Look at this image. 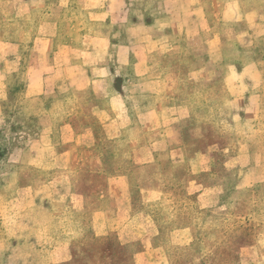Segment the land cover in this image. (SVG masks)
Instances as JSON below:
<instances>
[{"label":"crops","instance_id":"obj_1","mask_svg":"<svg viewBox=\"0 0 264 264\" xmlns=\"http://www.w3.org/2000/svg\"><path fill=\"white\" fill-rule=\"evenodd\" d=\"M0 4L14 33L0 37V134L28 130L26 146L13 148L18 159L10 161L15 195L9 229L0 233V258L7 252L5 261L14 264H43L44 257L48 264L68 263L72 242L83 245L87 232L94 242L113 237L120 264H172V252L191 246L196 225L203 226L199 218L190 222L192 215L222 211L227 192L248 190L239 179L253 167L247 149L232 155L213 144L189 153L185 141L194 129L181 124L193 127L192 113L202 112L198 96L210 95L218 80L238 119L258 117L264 60L253 59L260 56L253 47L264 43V0ZM21 18L26 27H19ZM177 43L203 49L188 52L187 80L204 92L174 89L188 100L170 103L154 65ZM22 71L25 83L17 89ZM55 80L70 86L66 97L77 102L87 92L91 104L66 103L65 92L52 93ZM51 94L59 103H43ZM219 166L238 182L218 177ZM32 239L40 248L51 244L46 252L32 251ZM263 248L264 234L244 256H259Z\"/></svg>","mask_w":264,"mask_h":264},{"label":"rangeland","instance_id":"obj_2","mask_svg":"<svg viewBox=\"0 0 264 264\" xmlns=\"http://www.w3.org/2000/svg\"><path fill=\"white\" fill-rule=\"evenodd\" d=\"M4 6L7 7L6 9L9 12L13 7L7 3ZM21 7L18 5L17 8L21 10ZM263 7L260 6V9ZM3 19H5V16L0 17V37L10 39V37L14 36V33L9 30L11 24L10 16H7L5 20ZM20 22L21 25L19 27H26L28 23L26 19L22 18ZM253 48L260 55L259 57L255 56L253 59L261 60L262 58L264 60V57H262L264 54V43H255ZM201 50L203 49L198 46L192 49L188 48L185 43H177L170 53L156 57L155 74L161 76V87L165 89V93L172 99L169 100L170 103L174 99L179 100L182 98L181 101L183 102L188 100L187 96L180 97V94L175 95V93L180 91L174 92V89H180L182 93L188 92L190 94H202L204 92L198 85L187 80L189 72L187 64L192 59V55L188 54V52L196 54ZM54 54L52 52L53 56ZM249 60H251V56H249ZM59 64L57 63V65ZM262 72L264 75V66ZM24 73L22 71L16 76L13 82V84L16 83L15 88L19 89L24 86L25 80L22 75ZM68 86L64 80H55L51 87L52 93L58 94L59 91L64 93ZM208 92H210V95L206 94L207 96L205 97L204 94L198 96V100H202L198 101L201 103L200 109H202V112L192 113L191 123L193 127H190V121L188 120L181 124L183 129L188 128L186 131L194 129L191 136L188 134L189 137L185 141L187 152L204 151L213 144L219 145L222 149H228V152L232 155L247 149L251 156L253 167L250 172H245L239 179L242 185L248 188V191L241 193L242 196L240 198L236 196L238 193L233 190L232 192L234 193H227V197L220 201L225 206L222 211H209L199 215H192L190 222L199 218L203 221V226L196 225V234L191 246L172 252L175 254L172 264H245L246 262L249 264H264V248L259 256L254 255L251 259L248 256H244V251L255 246L260 236L264 234V94L262 93L264 92V85L259 89L262 103L260 101L261 105L257 118L255 117L256 112H254L238 119L236 113L230 110V104L226 100L228 96L225 94V86L220 80L211 85ZM54 94L45 96L46 99L43 103H59V97L53 96ZM64 98H67L66 103L75 104L76 102L72 95H67L66 97V92L61 97V99ZM77 99L76 103L84 106L90 105L92 100L87 92H84ZM39 102L36 101L34 104L37 105ZM9 105L6 110L8 116L9 111H11ZM13 132L14 134L11 136L4 129L0 134V222L2 221L0 223V233L2 230L5 231V227L8 231L9 225L6 221L12 219L10 204L14 198L15 190L10 183L11 180L16 181V177L11 172L14 169L12 165L16 164L10 161L18 159L17 156L14 157L13 148L26 146L25 140L28 130L26 127L17 129L16 126ZM35 132H37V128L33 129L31 135L33 136ZM201 135L202 137L200 138ZM225 173L220 166L216 170L218 177H224L231 185H234L237 177L233 174ZM17 177L23 180L24 176L20 174ZM86 234L89 240L82 241L83 245L72 242V259L64 264H120L122 258L119 253L122 251L113 237H109L105 242H94L91 241L87 232ZM32 241L34 240L32 239L29 243H33L36 246ZM50 244H44V246L49 248ZM8 247L9 244L5 241L3 250ZM3 262L4 260L0 258V264H3ZM45 263L48 264V260H45Z\"/></svg>","mask_w":264,"mask_h":264},{"label":"trees","instance_id":"obj_3","mask_svg":"<svg viewBox=\"0 0 264 264\" xmlns=\"http://www.w3.org/2000/svg\"><path fill=\"white\" fill-rule=\"evenodd\" d=\"M197 103V105H198V103L199 102H196ZM201 104V103H200ZM246 191H248V190H246ZM246 191H243V192H246ZM243 192H239L237 195H239V197H241L242 195H241V193H243ZM227 193H229V194H232V193H234V192H232V191H229V192H227ZM52 229H50V231H49V233L51 234V235H53L54 234V232L53 231H51ZM48 233V234H49ZM48 242H51L52 241V239L51 240H47ZM28 249H30V250H32V251H43V252H46L47 250H48V248L47 247H43V248H40V247H37V246H35V245H33V244H30L29 246H28ZM4 254V256H3V260L5 261L6 260V256H7V252H4L3 253ZM46 256V255H45ZM47 258V257H46ZM45 257H44V261H43V264H47V263H45V260H47ZM2 259V258H1ZM9 260V263H11V264H14V258H12V259H8ZM8 260H7V262H8ZM6 261H5V263H7ZM3 264H4V262H3ZM8 264V263H7Z\"/></svg>","mask_w":264,"mask_h":264}]
</instances>
